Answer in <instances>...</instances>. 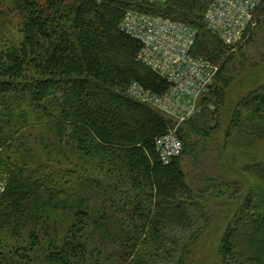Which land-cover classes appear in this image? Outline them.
Instances as JSON below:
<instances>
[{"label":"trees","instance_id":"1","mask_svg":"<svg viewBox=\"0 0 264 264\" xmlns=\"http://www.w3.org/2000/svg\"><path fill=\"white\" fill-rule=\"evenodd\" d=\"M214 2L13 0L23 40L0 54V169L8 174L0 225L10 227L0 264H264V157L235 179L225 157L215 165L204 145L221 125L231 83L248 76L230 103L226 136L264 138V52L235 66L264 24V1L236 46L212 27ZM129 11L192 28L191 53L217 68L200 111L178 126L133 92L162 97L172 84L140 59L144 43L122 28ZM241 70L247 74L238 79ZM45 129L62 151L100 156L105 174L85 175L72 156L58 170H30L23 151L44 140ZM171 130L183 151L164 162L158 140ZM186 155L197 160V173L186 171ZM226 192L236 208L214 209L212 198ZM214 217L215 252L195 259Z\"/></svg>","mask_w":264,"mask_h":264},{"label":"built area","instance_id":"2","mask_svg":"<svg viewBox=\"0 0 264 264\" xmlns=\"http://www.w3.org/2000/svg\"><path fill=\"white\" fill-rule=\"evenodd\" d=\"M263 1L215 0L208 17L225 43L236 46L253 19L254 8ZM122 28L144 43L140 59L172 84L162 97L147 95L136 86V97L155 104L178 123L195 115L200 110L198 98L217 72V68L191 53L195 31L169 19L134 11L125 14ZM158 150L162 160L168 162L182 153L183 143L171 130L158 140Z\"/></svg>","mask_w":264,"mask_h":264},{"label":"rangeland","instance_id":"3","mask_svg":"<svg viewBox=\"0 0 264 264\" xmlns=\"http://www.w3.org/2000/svg\"><path fill=\"white\" fill-rule=\"evenodd\" d=\"M71 1V0H66ZM23 18L22 16L15 10L13 0H0V54L3 50L7 49V47H11L13 45H18L23 40V33L21 32ZM254 28V27H253ZM256 28V27H255ZM254 30V41L251 45L247 46L246 49L243 51L244 53L238 54V59L235 61V66L240 68L243 64L239 61L243 58V56H247V58H255L261 59L262 54L264 52V24L261 25L259 28L257 27ZM253 60V59H249ZM246 62L247 68L248 63ZM244 63V62H243ZM247 72H242V70L238 73V79L241 76H245ZM251 76L254 75L253 72L249 73ZM250 78L249 76L244 80L241 81L235 80L231 83L232 90H229V95L227 97L228 103L223 109L222 118H221V125L219 128L216 129L210 136V138L203 139L206 143L204 145L207 146L209 149L208 158H212L216 163L215 165L220 162V158L225 157L228 164V167H231L233 174L231 177L238 179L240 175L244 174V166L249 163H252L259 158L264 157V138L257 139V137H249L247 140L242 138L241 136H233L227 137L226 133L229 126V121L226 118V115L229 111L230 103L236 101L238 95L246 91L248 88ZM198 98V104H199ZM181 123V122H180ZM180 123L176 122L178 126ZM192 125V124H191ZM41 136L44 137V140L37 139L34 142H30V146L23 151L24 156L27 159V166L30 170L37 173L53 171L54 169H60L63 165H66L70 162L67 161V158L72 156V158L76 161L77 169H79L82 173L87 176L93 175H104L105 171L98 169L100 156H95L94 158H81L80 156H75L69 154L70 151L61 150L56 145V135L55 131L52 129H45L41 132ZM192 137L198 140L201 138V135L197 136L192 134ZM203 143V142H202ZM200 143L201 145H203ZM64 153L68 155H64ZM187 159L184 161V166L186 167V171L190 173L191 171L197 173V160L193 159L191 156L186 155ZM83 160V161H82ZM205 160V159H204ZM207 160V159H206ZM223 160V159H222ZM66 162V163H65ZM83 162H85L83 164ZM225 162H222L224 164ZM88 167L86 169L84 166ZM92 169H89V168ZM96 168V169H95ZM94 174H91V172ZM100 172V174H99ZM8 174L0 169V197L5 192L7 184H8ZM191 178V176H190ZM255 179L253 178V181ZM259 182V181H258ZM257 182V183H258ZM261 184V182H259ZM236 199L232 197H228L227 192L218 196L217 198H212L211 204L212 207L216 210H224L229 211L232 207L236 208V203L233 204ZM190 212V211H189ZM217 214V213H216ZM224 216H222L223 218ZM218 218V217H217ZM221 224H225V218L220 220ZM211 228L207 230V232L200 238V242L197 245V251L195 253V259L199 260H206L209 257L213 256L215 250H213L214 246L216 245V241L219 239L221 230L218 226V219L215 221V217L212 221H210ZM9 227V226H8ZM10 228V227H9ZM0 225V241H5L4 238L9 237L10 229ZM217 228V229H215ZM185 239L183 238V241ZM214 251V252H213ZM206 258V259H205ZM154 260V259H152ZM166 264H176V260L172 259L171 261L164 262ZM209 264V263H205Z\"/></svg>","mask_w":264,"mask_h":264}]
</instances>
